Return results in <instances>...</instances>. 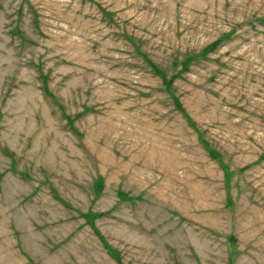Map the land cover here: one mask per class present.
I'll use <instances>...</instances> for the list:
<instances>
[{"label": "rangeland", "instance_id": "374dc122", "mask_svg": "<svg viewBox=\"0 0 264 264\" xmlns=\"http://www.w3.org/2000/svg\"><path fill=\"white\" fill-rule=\"evenodd\" d=\"M264 264V0H0V264Z\"/></svg>", "mask_w": 264, "mask_h": 264}, {"label": "trees", "instance_id": "16d2710c", "mask_svg": "<svg viewBox=\"0 0 264 264\" xmlns=\"http://www.w3.org/2000/svg\"><path fill=\"white\" fill-rule=\"evenodd\" d=\"M120 264H122V263L120 262Z\"/></svg>", "mask_w": 264, "mask_h": 264}]
</instances>
